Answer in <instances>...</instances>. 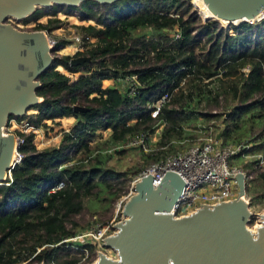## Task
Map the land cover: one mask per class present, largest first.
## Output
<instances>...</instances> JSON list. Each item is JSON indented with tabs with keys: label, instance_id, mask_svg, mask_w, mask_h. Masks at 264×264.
<instances>
[{
	"label": "trees",
	"instance_id": "trees-1",
	"mask_svg": "<svg viewBox=\"0 0 264 264\" xmlns=\"http://www.w3.org/2000/svg\"><path fill=\"white\" fill-rule=\"evenodd\" d=\"M195 4L203 19L217 20L202 0ZM63 12L94 22L75 27L96 43L75 56L59 54L56 46L50 68L38 78L42 101L31 108L37 112L10 116L9 122L27 120L38 130L65 117L77 123L63 132L58 147L39 149L35 133H16L25 143L12 180L0 186V264H91L96 243L67 240L93 227L86 214L113 215L137 171L125 164L126 156L150 165L158 160L137 147L116 149L129 138L154 134L163 126L156 146L168 147L160 153H175L188 146L179 142L216 131L223 144L245 142L251 145L250 155L264 153V20L234 26L229 35L219 22H203L192 0H86L78 7L38 8L23 22L36 24L32 31L50 33L65 25L58 18ZM47 16L46 24L39 23ZM139 29L151 32L135 36ZM80 56L92 62L71 67V59ZM60 67L80 76L71 82ZM133 76L140 86L130 95L119 83ZM105 80L118 83L103 88ZM165 95L169 100L153 118L151 106ZM75 106L87 111L75 113ZM213 122L221 125L214 129ZM105 131L111 135L102 148L94 141ZM113 155L117 161L108 167ZM119 162L127 169L119 170ZM249 166L256 173L246 183L252 197L255 187L264 189V173L255 160ZM60 183L64 187L51 192Z\"/></svg>",
	"mask_w": 264,
	"mask_h": 264
},
{
	"label": "water",
	"instance_id": "water-1",
	"mask_svg": "<svg viewBox=\"0 0 264 264\" xmlns=\"http://www.w3.org/2000/svg\"><path fill=\"white\" fill-rule=\"evenodd\" d=\"M85 1L0 0V186L5 185L2 176L11 168L9 160L15 139L5 133V127L10 116L24 117L42 101L37 95L41 86L38 78L53 62L43 32L20 31L5 20H23L38 8L53 5L78 7ZM94 1L112 4L120 0ZM204 1L213 14L230 21L228 27L254 17L264 8V0ZM91 62L87 56L74 57L70 66L77 68ZM85 111L74 107L75 113ZM237 182L239 195L232 201L175 217L174 208L186 186L181 176L167 172L158 185L153 176L142 178L136 184L135 194L124 204V220L103 243L104 248L115 250L118 258L100 252L94 264H264V212L256 232L250 230L252 213L248 203L241 200L246 195L245 176L238 175Z\"/></svg>",
	"mask_w": 264,
	"mask_h": 264
},
{
	"label": "built area",
	"instance_id": "built-area-1",
	"mask_svg": "<svg viewBox=\"0 0 264 264\" xmlns=\"http://www.w3.org/2000/svg\"><path fill=\"white\" fill-rule=\"evenodd\" d=\"M264 20V14L261 18H256L253 22L259 23ZM41 21V20H40ZM39 21V23H40ZM85 23V22H84ZM93 23V22H89ZM235 25L238 26V23ZM36 26V25H35ZM34 26V27H35ZM45 34L48 45L51 50L56 49L57 41L46 35L47 31H41ZM234 35V34H233ZM176 39L180 38L179 33H174ZM74 44H76L77 52H85L93 44L96 39L92 37H85L78 35L74 37ZM59 53V52H58ZM59 70L74 82L80 76V73H72L60 67ZM127 88L126 90L130 95H135L138 87L140 86L137 76L128 77L124 80ZM169 100V95H165L160 101L151 106L152 117L157 118L161 107ZM37 134L38 129H35L27 120L18 122L12 119L9 123L7 135L12 134L15 136L17 132ZM16 140V153L17 158L15 163L9 170V178L12 180V169L20 164L22 156L20 153L21 147L24 145V138L15 136ZM150 135L142 134L137 137L129 138L128 141L119 148H140L144 153L158 157V160L148 166L140 175L132 182L130 188L129 198L135 194L136 184L142 178L149 175H154V184L158 185L164 178L167 172H175L181 176L185 182V189L183 195L180 197L176 204L173 214L175 217H184L194 213L196 210L203 206H216L223 202H229L238 197V182L237 176L246 173L243 168L232 165V160L237 156L250 157L249 150L251 145L245 142L242 143H220L214 136L198 138L196 140H185L179 142L181 145L188 144L186 148L180 149L175 153H160L168 147L158 148L156 145L150 143ZM199 142V143H198ZM115 148L109 150L113 153ZM253 159L257 162V167L264 169V153L252 155ZM10 184V183H9ZM64 187L63 183L58 184L51 192L58 191ZM117 225V224H116ZM115 220L108 222L105 225L98 226L96 229H90L87 232L67 241H79L81 243H96L95 241L105 240L111 236L116 229ZM93 238L91 241L89 239ZM102 245H100L101 247Z\"/></svg>",
	"mask_w": 264,
	"mask_h": 264
},
{
	"label": "rangeland",
	"instance_id": "rangeland-1",
	"mask_svg": "<svg viewBox=\"0 0 264 264\" xmlns=\"http://www.w3.org/2000/svg\"><path fill=\"white\" fill-rule=\"evenodd\" d=\"M196 0H192V4L195 6H197L195 3ZM51 8V7H49ZM196 11L198 12V16L199 18H201V20L203 22H205L202 18V16L200 15V11L197 7H195ZM75 14V13H74ZM48 16L47 17H44L43 19H41L40 23H45L48 21ZM58 18L63 20L65 22V25L63 26V28L59 29V30H55L53 32H50L49 35L46 33L47 36L51 37V38H54L56 41H57V49L56 50H59V54L61 55H69V56H75L78 52L76 51V44H74L73 40H74V37L78 36V35H81L82 32L79 31L75 26H87V25H95V23H89V22H83V21H80L78 19V16H67L64 12L63 13H60L58 15ZM76 18L79 20L76 21ZM211 21H216V22H219L220 25L225 29V31L229 34V35H233L234 34V31H233V26L231 27H228L230 24L228 25H224L223 23H221L220 21L218 20H211ZM208 22V21H207ZM5 23L6 24H10L12 25L13 27H15L16 29L20 30V31H29V32H35V31H32V28H34V26L36 24L34 23H29V24H25L23 22V20H18V19H15V18H7L5 20ZM206 23V22H205ZM147 32H151V29H139L137 31H135L134 35L135 36H139L143 33H147ZM65 46V47H63ZM35 113L33 110H30L27 114H33ZM9 123L8 122V125L5 127V133L7 134V131L9 129ZM221 122L217 123V122H213L212 123V127L215 129L214 126L216 125H221L220 124ZM47 124V128H43V129H39L37 134H36V145L38 146L39 149H45V148H51V147H58L59 146V142H60V133L62 131L61 127H62V124L59 122V123H52V122H46ZM70 126V125H69ZM222 128V127H221ZM215 133H217L216 131H214ZM204 136L203 137H200V138H204L205 137V131H204ZM16 136V134H15ZM109 134L108 133H105V132H100L98 133L96 139H95V143H99L100 146H102V148H105L106 146V142L109 140ZM155 138V136H153L151 138V143H154L152 142V140ZM199 143V142H198ZM128 149V148H127ZM250 157H237V158H234L232 160V165L234 166H238V167H241L243 168L244 172L246 173V178H245V182L247 183V180L248 179H252L254 177V175L256 174L254 171H253V167L249 166L250 163L252 161H254L252 155L249 154ZM117 156L116 155H113V157L111 159H109L107 161V166L110 167L112 166L113 164L116 163L117 161ZM137 163L136 162H132V158H130L129 156H126V159L124 160L125 161V164H127L128 166H137L136 170L135 171V174H131V180H130V186H129V190H128V193L126 195H124L122 198H120V200H118L115 204H114V213L113 215H109L108 217H106L105 219H102L101 217H98V216H95V215H92V214H86V219L88 221V223L91 225L92 224V228L93 229H96L98 226H101V225H105L107 224L108 222L112 221L113 219L115 220V225L118 224L119 222H121L122 220H124V217L122 215V210L124 208V204L130 199L128 196H129V192H130V188L132 187V182L137 178L139 177V175L146 169L148 168V166L150 165L151 162H149L148 160L144 161L143 159H141V157H137ZM120 163V162H119ZM122 163H120L118 166L119 170L121 169H127L126 166H122L121 165ZM258 168V167H257ZM258 171L260 172H263L264 173V169H260L258 168ZM8 173V177L9 178V171L7 172ZM6 178V180H7ZM6 182V181H4ZM255 190V194L254 196L252 197H249L247 194H246V200H247V203L249 205V208H250V211L252 213V216L250 218V221L248 223V228L252 231H256V227L259 226V224H261V219H260V214H262L264 212V189L260 187H255L254 188ZM238 195H239V188H238ZM92 201H89L87 202V207H92ZM99 211V210H98ZM103 220H106L105 222H103ZM89 228V227H88ZM90 228V229H92ZM90 229H88L87 231H89ZM86 231V232H87ZM116 231V229L113 231V233ZM93 238L90 237L89 241H91ZM106 239V238H104ZM93 241V240H92ZM79 242V241H77ZM96 242V257H95V260L91 263V264H94L98 257H99V253H104L106 254L108 257L112 258V259H117L118 258V254L115 250L111 249V248H104L103 247V243L105 242V240H100V241H95ZM95 244V243H94ZM100 245H102L100 247ZM27 264V263H26ZM84 264H88V262H84Z\"/></svg>",
	"mask_w": 264,
	"mask_h": 264
},
{
	"label": "crops",
	"instance_id": "crops-1",
	"mask_svg": "<svg viewBox=\"0 0 264 264\" xmlns=\"http://www.w3.org/2000/svg\"><path fill=\"white\" fill-rule=\"evenodd\" d=\"M76 21H78L79 22V20L76 18ZM118 82H115V81H113V80H105L104 82H103V88H107V87H111V86H114V85H116ZM119 85H121L120 86V88L122 89V90H126V88H127V85H126V83H124V82H120L119 83ZM35 113L37 112L36 110H33ZM47 122H52V121H47ZM57 123H61L62 124V127H61V129H62V131H61V133H60V142H61V139H62V134H63V132H69L73 127H75L76 126V123H77V120L75 119V117H68V118H62V119H58L57 121H56ZM70 125V126H69ZM162 129H163V126H160L155 132H154V134H151L150 135V143H151V138L153 137V136H155V138L152 140V142H154V143H151L152 145H156L158 142H159V140H160V138H161V131H162ZM200 131V130H199ZM201 133L203 132V131H200ZM105 133H108L109 135H111V131H105ZM218 135H219V132H217V133H214V134H212L211 136H214V137H216V139H218ZM220 141V143H222L221 142V139L219 140ZM35 142H36V140H35ZM59 142V143H60ZM37 144V143H36Z\"/></svg>",
	"mask_w": 264,
	"mask_h": 264
},
{
	"label": "bare ground",
	"instance_id": "bare-ground-1",
	"mask_svg": "<svg viewBox=\"0 0 264 264\" xmlns=\"http://www.w3.org/2000/svg\"><path fill=\"white\" fill-rule=\"evenodd\" d=\"M203 4L206 6V10L208 12L209 15L213 16L214 18H216L218 21H220L221 23H223L224 25L226 24H230V21L229 20H224V19H221L219 18L217 15L213 14L210 10H209V7L208 5L205 3L204 0H202ZM195 4V3H194ZM264 14V8L263 10H261L259 13H257V15H255L254 17H249L248 19H245L244 21H249V22H253L256 18H261ZM243 20H240L239 22H235V23H240V22H244ZM13 148H12V151H11V155H10V160H9V166H12L14 163H15V160L17 158V153H16V140L14 139L13 141ZM149 176H154L153 174L152 175H149ZM8 177V173H4L2 178L3 180L6 179ZM246 196V195H245ZM242 197L241 200L244 201L245 203H247V200H246V197ZM261 219V222L263 221L262 218L260 217ZM257 228V227H256ZM256 232V231H255Z\"/></svg>",
	"mask_w": 264,
	"mask_h": 264
}]
</instances>
